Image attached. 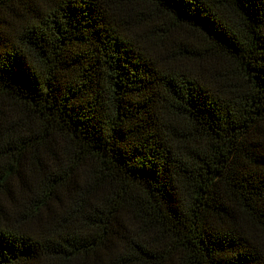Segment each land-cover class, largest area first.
Returning <instances> with one entry per match:
<instances>
[{"label":"trees","instance_id":"1","mask_svg":"<svg viewBox=\"0 0 264 264\" xmlns=\"http://www.w3.org/2000/svg\"><path fill=\"white\" fill-rule=\"evenodd\" d=\"M0 264H264V0H0Z\"/></svg>","mask_w":264,"mask_h":264}]
</instances>
